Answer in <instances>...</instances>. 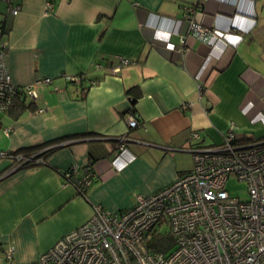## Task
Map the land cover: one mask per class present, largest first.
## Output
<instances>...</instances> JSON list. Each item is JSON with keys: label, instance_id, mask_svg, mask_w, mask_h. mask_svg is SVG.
<instances>
[{"label": "crops", "instance_id": "crops-1", "mask_svg": "<svg viewBox=\"0 0 264 264\" xmlns=\"http://www.w3.org/2000/svg\"><path fill=\"white\" fill-rule=\"evenodd\" d=\"M12 1L19 12L0 0V25L13 82H52L37 86L34 109L1 116L0 151L66 141L12 173L0 160V264L10 247L17 264H36L96 206L122 211L170 185L193 169L191 148L220 144L232 124L238 139L264 138V0H53L48 14L46 0ZM187 14L224 35L210 44L188 36L179 62L163 42L179 43ZM118 56L134 63L113 74ZM80 74L83 84L68 79ZM131 87L139 88L134 110ZM89 163L97 176L81 194L62 172L75 166L82 176Z\"/></svg>", "mask_w": 264, "mask_h": 264}, {"label": "built area", "instance_id": "built-area-1", "mask_svg": "<svg viewBox=\"0 0 264 264\" xmlns=\"http://www.w3.org/2000/svg\"><path fill=\"white\" fill-rule=\"evenodd\" d=\"M9 12L18 14L20 6L12 0H3ZM53 0H46L45 13L54 10ZM186 29L180 33L179 43L165 40L164 47L180 56L186 48V39L192 35L210 44L223 32L210 30L196 22L191 14L184 19ZM4 34L0 25V120L15 99L36 97L40 84H50L51 78H39L30 86L13 82L9 68ZM132 60L118 56L110 65L116 74ZM96 68L102 67L96 63ZM80 82V76L68 77ZM95 82H92L94 84ZM205 84L198 82L200 95ZM193 105L192 102L184 107ZM133 110V107H132ZM44 109H39L43 112ZM130 128L141 125L138 115L131 113L127 119ZM11 127L4 126L8 133ZM193 139H200L194 132ZM235 124L222 135L220 144L191 148L194 167L180 175L173 183L150 195H138L133 207L110 212L96 206L92 216L81 226L61 237L44 252L36 264H264V138L245 143L237 141ZM121 138L117 153L125 149ZM13 162L7 173L18 170L28 161L42 164L37 154H18L8 157L0 151V160ZM78 167L64 172L66 182L85 194L97 174L90 167L78 177ZM234 177L247 185L248 197L241 200L227 188ZM169 235L171 246L166 251L154 250L150 244L156 237ZM8 264H17L14 249L5 252Z\"/></svg>", "mask_w": 264, "mask_h": 264}, {"label": "trees", "instance_id": "trees-1", "mask_svg": "<svg viewBox=\"0 0 264 264\" xmlns=\"http://www.w3.org/2000/svg\"><path fill=\"white\" fill-rule=\"evenodd\" d=\"M5 28L6 27H5V23H4L3 24L4 33H5ZM111 63H110V65L113 64V63L112 64ZM79 76L81 78L79 84H83V82H85V80H86V75L85 74H80ZM70 82L77 83L76 81H73V80H70ZM85 89H87V88L83 89V92H82V96L83 97L85 96V93H86ZM138 89H139L138 87H131V88L127 89V93L130 94L129 96H130V99L132 100V105L131 106L133 107V110L135 109V103H136L137 98H138V95H137L138 91H139ZM133 93H136V94H133ZM34 108H35L34 100L29 102V103H27L25 99H23V100L15 99L14 102L12 103L10 109L7 111V113L11 117L18 118L27 109H34ZM255 140L256 139L246 138V137H243L241 139L240 138L237 139V141L245 142V143H249V142H252V141H255ZM63 141H66L65 138H62L60 140H56V141H53V142H46V143L39 144V145L32 146V147H26V148H20V149H16V150H10V151H7V154H8V157H10V158H12L13 156L18 155V154H22L24 156H33V155L37 154L38 157H41V158H43V160H45L47 155L50 152H52L55 148H57L60 145L59 143L63 142ZM12 163L13 162L9 161V165H8V168L6 169V171L11 167ZM33 165H38V164L35 161L34 162L28 161L26 164H24L19 169H23V168L30 167V166H33ZM86 167H90L91 170L95 174L93 163H89ZM71 169H72V167L70 169L66 170V171H69ZM66 171H63L62 174H64V172H66ZM78 177H80V176H78ZM86 191H87V189H86ZM86 191H85V194H86ZM171 243H172L171 236L163 235L161 237L154 238L153 241L151 242L150 246L154 250H157V251H166L169 248V246H171Z\"/></svg>", "mask_w": 264, "mask_h": 264}, {"label": "rangeland", "instance_id": "rangeland-1", "mask_svg": "<svg viewBox=\"0 0 264 264\" xmlns=\"http://www.w3.org/2000/svg\"><path fill=\"white\" fill-rule=\"evenodd\" d=\"M227 188L233 195L238 196L241 200H246L248 197L246 183L239 181L234 177H231L227 181Z\"/></svg>", "mask_w": 264, "mask_h": 264}, {"label": "water", "instance_id": "water-1", "mask_svg": "<svg viewBox=\"0 0 264 264\" xmlns=\"http://www.w3.org/2000/svg\"><path fill=\"white\" fill-rule=\"evenodd\" d=\"M14 172V171H13ZM12 173V172H11Z\"/></svg>", "mask_w": 264, "mask_h": 264}]
</instances>
